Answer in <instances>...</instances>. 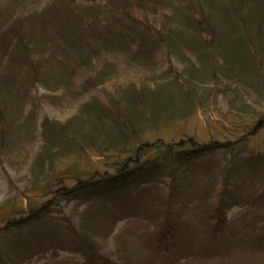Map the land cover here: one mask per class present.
I'll use <instances>...</instances> for the list:
<instances>
[{
    "label": "rangeland",
    "instance_id": "rangeland-1",
    "mask_svg": "<svg viewBox=\"0 0 264 264\" xmlns=\"http://www.w3.org/2000/svg\"><path fill=\"white\" fill-rule=\"evenodd\" d=\"M123 3L0 0V32L23 20L25 26L19 22L15 28L22 32L17 38L28 40V55L37 64L33 78H27L19 72L26 67L17 70L14 65L20 49L9 46L10 52L0 54V250L13 249L12 235L18 233H5L9 221L51 203L57 219H89L84 232L97 235L94 244L114 260L113 255L122 252L130 264H264V252L258 251L264 227L253 229V223L247 227L239 221L235 235L211 247L198 232L195 235L203 227L187 213L181 243L186 251L177 260H157L149 244L152 226L146 221L123 220L108 240L100 238L103 228L94 216L85 219L78 201L61 192L73 189L78 179L112 172L145 141L194 137L200 144L236 142L239 161L264 154V125L250 135L260 117L264 120V0H165L155 15L137 8L130 14ZM72 7L81 26L69 17ZM202 14L208 17L206 27L198 30L196 18ZM127 16L144 30H174L177 44L172 53L161 45V51L154 50L152 40L150 53L123 38L116 41L119 17L127 21ZM111 38L112 45L107 42ZM99 83L105 86L97 88ZM119 97L129 114L119 129L123 136L116 138L117 127L107 124L97 130L95 124L100 118L97 108ZM46 120L71 124L44 138ZM119 120L115 118L117 125ZM222 158L216 155L214 160ZM244 214L245 209L237 207L227 218ZM82 261L80 254L58 251L24 264Z\"/></svg>",
    "mask_w": 264,
    "mask_h": 264
},
{
    "label": "trees",
    "instance_id": "trees-1",
    "mask_svg": "<svg viewBox=\"0 0 264 264\" xmlns=\"http://www.w3.org/2000/svg\"><path fill=\"white\" fill-rule=\"evenodd\" d=\"M123 1L125 9L130 14L132 9L137 8L139 11L134 10L142 14L148 11L153 15L163 8L165 2V0ZM220 6L217 5L223 11V7ZM205 15L202 14L204 18L201 15L196 18L198 30H201L202 25L206 27L208 17ZM72 16H76L74 7L69 17L72 20L79 19ZM130 17L133 19V15ZM19 22L25 26L23 20H18L0 32V54L10 52L9 46L20 49L21 53L15 60V68L19 70L22 66L26 67L19 72L27 78H33L37 64L28 55L31 49L28 40L22 41L17 38L22 34L20 29H15L21 24ZM119 22L120 27L117 30L121 34H116L115 40L120 43L123 38L127 42L137 44L141 51L146 53L151 52L152 43L149 40L154 42V50L161 51L166 48L169 54L175 49L177 36L174 30L158 27L153 31L144 30L129 18L127 21H121L119 17ZM72 23L77 27L82 25L80 20ZM113 40L114 38H111L107 42L112 45ZM159 45L165 47L159 48ZM98 82L95 80V83ZM102 86L105 85L99 83L97 88ZM97 111L100 116L95 124L99 127L97 130H102L103 126L109 124L113 125L112 128L117 127L116 138L119 135L123 136L119 129L124 127L122 123H126L129 114L123 98H117L116 102L110 105L101 104ZM117 117L122 120L119 122L121 124L115 123ZM45 123L44 138L54 134L56 129L65 131L71 124L69 122L61 125L48 120ZM255 125L257 126L250 135L264 125L263 117H260ZM237 151L236 142L214 141L200 144L194 137L178 142H166L163 139L145 141L137 145L133 153H129L118 162L112 172L106 170L95 173L84 181L78 179L73 189H62L61 192L64 196H72V199L78 201V207L84 209L85 219L94 216V220L103 228L100 238L108 240L115 226L121 221L136 218L152 226L153 232L150 233L149 239L152 243L149 244L157 254V260L164 258L177 260L179 254L186 251L185 248L182 250L181 243L185 240L187 213L193 214V218L199 221V227H203L199 229L200 231L196 230L195 235L198 232L211 247L216 241L235 235L239 221L247 227L253 223V229L264 227V154L251 155L244 161H239ZM216 155H223V158L215 161ZM194 205L202 209H196ZM50 206L51 203L45 204L31 210L26 217L8 222L3 229L5 233L10 234L12 230L18 233L12 235V238H15L10 245L13 249L0 250V264H24L34 257L51 252L57 254L58 251L80 254L83 258L81 264H130L129 255L124 256L122 252L113 255L115 260L110 254H103L102 248L94 244L98 236H90L84 232L89 219L79 220L77 223H73L67 217L57 219L50 211ZM190 207L195 213L191 211L190 214ZM237 207L245 209V214L229 221L228 213ZM101 219L104 220V224L100 223ZM39 230L43 231V236ZM31 234L35 235L32 240ZM261 239L258 251L264 252V236Z\"/></svg>",
    "mask_w": 264,
    "mask_h": 264
}]
</instances>
